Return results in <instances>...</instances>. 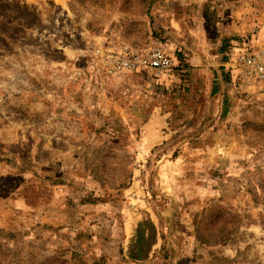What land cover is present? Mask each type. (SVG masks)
Returning <instances> with one entry per match:
<instances>
[{"label": "rangeland", "instance_id": "obj_1", "mask_svg": "<svg viewBox=\"0 0 264 264\" xmlns=\"http://www.w3.org/2000/svg\"><path fill=\"white\" fill-rule=\"evenodd\" d=\"M172 21L202 25L213 37L229 25L230 54L254 30L264 40V0H0V127L12 128L14 142L29 132L24 151L40 146L44 159L56 127L81 163L62 180L58 172L28 180L0 169V209L16 194L39 206L0 214V264H264V82L226 70L222 98L201 105L182 93L191 75L181 51V67L164 75L180 89L156 87L163 75L117 70L126 49L173 48L162 32ZM169 110L165 144L144 150L142 130ZM200 145L215 150L206 149L205 167ZM172 160L183 188L159 182ZM67 178L70 189L56 195L54 182ZM203 185L209 211L190 230L181 217ZM126 209L147 213L132 237Z\"/></svg>", "mask_w": 264, "mask_h": 264}, {"label": "crops", "instance_id": "obj_2", "mask_svg": "<svg viewBox=\"0 0 264 264\" xmlns=\"http://www.w3.org/2000/svg\"><path fill=\"white\" fill-rule=\"evenodd\" d=\"M162 32H164L168 37L169 42L171 43V47L173 48L170 49L166 45H160L163 46L172 56L177 57L176 52L178 51H181L183 55L186 56L185 60L188 63L191 80H189V85L185 86L188 87V90L182 88V93H188V95L186 94V97L188 98L187 102H189V104L200 103L201 105L203 103H206V105L208 103L216 104L218 99L222 98L224 89L227 86L223 78V73L227 70L226 65L228 62V52L226 54L225 46L226 43L230 41V39H232L230 37L234 35L230 26L219 25L218 33L220 35L222 34L221 36L223 37L209 36L207 35L202 25L196 24V27H193L191 25V22L188 21L182 24L178 21L169 22L167 24V28L162 29ZM224 68L226 69L224 70ZM142 74L155 75L153 72H138V75ZM161 77L162 76H160V78ZM175 81L178 83L177 80H173V78L171 77L167 78L166 76H164L162 80H154L152 81V83L156 87L160 84H164L168 88H172L174 86L180 89L181 87L174 85L176 83ZM171 111L173 110L161 113L159 116L154 115L153 118L150 119V122L144 127V129L142 130L144 133V150L151 151L152 153L155 148H159L160 146H163L165 144L167 140V134L169 132V126L172 122V118L170 116L172 115ZM195 112L192 111L190 115H195ZM67 130L68 129H65L66 132ZM52 131L54 132L52 133L50 131L49 136H54V138L52 139L54 140V143L51 146L43 148L45 149V151H47L49 156L47 159H44L40 157L38 152L41 150L40 146L30 154L24 151V143L25 139H27V136L29 138V142H31L29 132L28 134H26V136H23V134H21V137H19V141L14 142L12 128L9 126L5 128L0 127V169L7 167L8 175L21 173L22 176H24V179L28 180H31L33 178L36 180L38 178V171L43 172V170L44 172L50 171V173L48 174L49 176L58 172L62 176L60 178L61 180L63 179L64 175L67 177L74 176L77 173L81 163L78 162L74 150L72 149L73 147L69 146V148L67 144L64 143L65 141L62 137L63 132H57L56 127H54ZM20 141H22V145ZM15 145L21 146L22 148H15ZM207 148L209 150H214L213 147L207 146H202L198 150V152H202V154H204V156H199L198 159L199 162L197 164L200 167H205L204 165L207 164V160L205 157ZM152 159L153 158H150V160ZM179 162L185 163L183 159H181ZM179 162L175 163L172 160L166 161V163L163 162L164 165H161V175L159 177V182H161L163 186L166 185V188L170 186L169 184H171L170 182L172 180L176 181L177 185H180L181 177L176 178L177 173H175L177 172L176 168L179 169V166H177L179 165ZM39 175L40 173L38 174V176ZM69 183L70 181L68 178L64 183L61 181L59 185L57 182H54V184H57L55 185L56 195L57 188H61V192L68 191L70 189ZM180 187L183 188V185H180ZM174 189H172V192L174 191ZM192 194L194 199H196V205L191 206V208L186 210L181 217L182 222L184 224H187L189 226L188 229L190 230L195 229L196 225L201 222L200 220H203L207 215L209 211L207 200L211 199L207 198L208 190L206 189L205 185H203V187H196L192 191ZM190 195L191 193L187 189L186 197H189ZM215 195H218V200H220L222 197V194L219 192H216ZM175 196L177 201H181L184 199L178 195ZM61 198H64L63 195H61ZM138 199H140L141 202H144L146 199L145 193L144 197L138 196ZM138 205L141 204L138 203ZM36 207L39 208V206ZM36 207H33L28 202L24 194H16V197H13L11 200L6 201V205L2 206V208L0 209V214L6 216L8 215L9 217L13 214L19 213L29 214L32 209H38ZM144 209L147 211V213L154 214V212H152L153 210L150 209L149 206H146ZM127 213L128 211L126 209V212L124 213L125 216L123 217L124 233L126 234V237H132L136 235L140 225L143 222L144 214L146 215L147 213H145L144 211H139L134 216ZM151 219L154 221V223L156 220L157 223H159L155 215ZM189 237L192 236L190 235ZM187 240L191 241L192 239ZM199 245L201 246L200 243ZM202 246L204 247L205 244H202ZM201 250L203 249H200L199 253H201Z\"/></svg>", "mask_w": 264, "mask_h": 264}, {"label": "built area", "instance_id": "obj_3", "mask_svg": "<svg viewBox=\"0 0 264 264\" xmlns=\"http://www.w3.org/2000/svg\"><path fill=\"white\" fill-rule=\"evenodd\" d=\"M243 43L237 44L228 54V73L235 80L264 82V40L254 30ZM181 63L161 46L133 52L126 49L118 62L117 70L127 72H153L164 76L175 72Z\"/></svg>", "mask_w": 264, "mask_h": 264}, {"label": "bare ground", "instance_id": "obj_4", "mask_svg": "<svg viewBox=\"0 0 264 264\" xmlns=\"http://www.w3.org/2000/svg\"><path fill=\"white\" fill-rule=\"evenodd\" d=\"M226 69V68H225Z\"/></svg>", "mask_w": 264, "mask_h": 264}, {"label": "trees", "instance_id": "obj_5", "mask_svg": "<svg viewBox=\"0 0 264 264\" xmlns=\"http://www.w3.org/2000/svg\"><path fill=\"white\" fill-rule=\"evenodd\" d=\"M228 60V59H227Z\"/></svg>", "mask_w": 264, "mask_h": 264}]
</instances>
